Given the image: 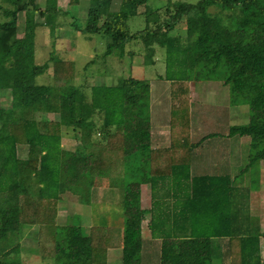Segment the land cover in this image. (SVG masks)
<instances>
[{"label":"trees","instance_id":"16d2710c","mask_svg":"<svg viewBox=\"0 0 264 264\" xmlns=\"http://www.w3.org/2000/svg\"><path fill=\"white\" fill-rule=\"evenodd\" d=\"M81 1L67 0L63 12ZM88 1L84 22L74 13L70 24L89 38L108 36L105 56L122 58L128 44L141 42L144 63L153 64L156 48L164 49L172 80L171 147H151L148 79L130 74L114 84H92L88 93L71 84L74 61L52 56L54 85L35 82L49 68L36 61V28H55L60 9L55 0L45 8L38 0H0V264H23L25 227L32 226L38 254L52 256L54 264H142L148 212L152 234L161 238L157 264H264V231L243 209V197L235 198L232 178L191 173L193 151L208 135L190 137L189 95L191 80L228 86L231 104L248 105V121L229 128L230 135L250 137L241 172L264 159V0H195L171 10L141 9L149 0H120L114 10L113 0ZM20 13L29 38L18 36ZM135 15L147 25L132 31L128 20ZM181 22L185 35L173 34ZM3 89L10 91L7 105ZM54 113L57 118L48 117ZM66 127L75 130L77 143L62 144ZM167 177L174 192L189 181L190 192L173 213L156 209V189ZM144 184L153 190L149 209L141 203ZM103 186L122 189V227L96 223L87 233L71 215L58 223L59 202L92 205ZM110 247L122 249L120 262H108Z\"/></svg>","mask_w":264,"mask_h":264},{"label":"rangeland","instance_id":"374dc122","mask_svg":"<svg viewBox=\"0 0 264 264\" xmlns=\"http://www.w3.org/2000/svg\"><path fill=\"white\" fill-rule=\"evenodd\" d=\"M41 7H46L48 0H38ZM195 1V0H149L147 4L143 5L141 9H154L156 7L167 6L168 9H174L176 5L182 2ZM54 2V0H53ZM55 4L58 6L59 12L56 13V23H58L55 28L53 26H40L36 28L35 33V47H36V61L38 63H49V68L42 74L37 75L35 82L37 83H47L53 84V66L52 62L49 61L52 56H58L63 59L73 60L75 63V73L72 77V83L80 88L90 91V85L92 84H114L117 83L122 77L133 75L138 78L148 79L149 81L156 80V78L166 77V66L167 62L165 60L164 49L156 48L155 63H144V56L139 53L141 42H132L127 45V54L124 57L119 58L115 54L105 56V50L107 47L108 36L102 34H95L92 38L87 37L76 29L72 28L70 21L73 19V14L75 13L81 22H84L87 16V9L89 5L88 0H82L76 9L70 10L68 13L66 11L69 7L67 0H55ZM120 5V0H113L112 9H118ZM49 10L54 6V3L48 5ZM52 10V9H51ZM74 14V15H75ZM24 14L20 13L18 21V36L22 37L27 35L28 38L30 34L26 33L24 30ZM3 19L0 15V20ZM43 21V18H40ZM130 28L132 31H137L144 28L147 25V20L143 15H135L128 20ZM54 28V29H53ZM173 34L185 35L186 28L184 23L181 22L178 26L172 30ZM133 49L137 51L133 57L128 55L129 51ZM92 62H89L92 60ZM89 62V63H88ZM88 63V64H87ZM196 80H193L195 83ZM212 87H209L207 81L199 83L200 94L202 97L203 104L207 108V113L210 115H218V117H225L221 114L222 109H227L228 100L227 94L229 92L228 86H224L220 81H209ZM215 86V87H213ZM211 88V89H208ZM3 104L7 105L10 101V91L3 89L2 91ZM217 108V110H216ZM232 110H225L226 113ZM241 112L238 110V114L242 115L241 121L246 120L247 111L245 108L241 107ZM54 115V116H53ZM50 115L48 117L57 118V114ZM39 116L44 117V115L39 114ZM47 116V115H45ZM233 121L235 119H232ZM232 121V122H233ZM213 126L219 127V125H207L204 127L206 131L215 130ZM77 133L71 127L64 128L62 144L73 145L77 143ZM238 136V135H236ZM235 136V137H236ZM195 139L198 136L194 137ZM249 139V136L246 137ZM216 140V138H215ZM218 142H222L219 137ZM231 142H235L234 137ZM20 154L25 155V151L20 148ZM244 167V166H243ZM241 171V167H238ZM253 168V184L258 186L260 183L259 173H262L264 180V162L259 165L252 166ZM250 169V168H249ZM261 169V170H260ZM240 177H246L247 172L239 175ZM261 178V177H260ZM264 185V184H261ZM100 187L97 192L93 195L92 206L94 208V219L95 223L102 224V219L105 217L107 211H111V217L107 216L110 221L117 222V212L118 215L123 216V206L121 202L122 191L120 188L115 187L113 192ZM258 194H261L260 191ZM260 199V198H258ZM244 200V199H243ZM148 201V200H147ZM146 202V200H145ZM243 202V201H242ZM147 204V202H146ZM91 205V204H90ZM90 205H86L75 200H65L60 202L57 207V215L60 223H64L67 218L71 215V220H79L85 225L91 224V215L88 212ZM243 209L246 210V206L242 205ZM80 209V210H79ZM255 212L264 219V205L260 204L255 208ZM89 213V214H88ZM101 213V214H99ZM115 216H114V215ZM77 215V216H76ZM87 216V217H86ZM109 222V221H108ZM145 234L148 235L147 229H145ZM37 228L35 227H25V236L23 239V258L27 260L24 264H54V259L52 256L47 255L45 257L38 254L37 251ZM32 251V252H30ZM145 261H143V264Z\"/></svg>","mask_w":264,"mask_h":264},{"label":"crops","instance_id":"0c3cea01","mask_svg":"<svg viewBox=\"0 0 264 264\" xmlns=\"http://www.w3.org/2000/svg\"><path fill=\"white\" fill-rule=\"evenodd\" d=\"M57 10L58 6L56 5ZM20 17V15H19ZM203 81H207L209 87H212L209 81L212 80H200L190 81V90L189 95L191 99L190 105V137L193 141L199 140L208 135L206 139L200 142L193 151V155L191 158V173L192 175H210V176H230L234 181V195L235 198H241L246 201L244 205L248 208V212L252 216H256L259 218L260 229L261 232L264 231V219L255 212V208L262 204L264 205V180L262 177V173H259L260 183L258 186H254L253 184V168L254 165H259L260 163L264 162V159L254 163L250 166V169L247 171L246 177H240L239 175L244 174L245 172H241L238 170V167L243 168L248 162V154L250 151V137L246 139L248 135L243 136H236L229 134V128L233 124H241L248 121L249 112H248V105L247 104H231L229 101V92L227 94L228 105L227 109H222L221 114H224L225 117H218V115H210L207 113V108L203 104L202 97L200 92V85L199 83H203ZM150 82V120H151V147L153 149L157 148H169L171 147V105H172V80L162 76L160 78H156V80L149 81ZM226 86V85H225ZM215 87V86H213ZM211 89V88H208ZM234 107L233 111H229V113L225 114V110H232L231 108ZM241 107L247 111V118L244 121H241L243 118H240L242 115L238 114V110L241 112ZM217 110V108H216ZM53 115V114H51ZM54 116V115H53ZM54 118V117H52ZM232 119H235L234 121ZM233 121V122H232ZM207 125H219L213 126L215 130H208L204 129ZM198 136L197 139L194 137ZM236 136V137H235ZM223 140L222 142H218L217 138ZM234 137L235 142H231L232 138ZM216 138V140H215ZM261 170V169H260ZM261 177V178H260ZM188 183L189 181L184 179L181 185V188H176L177 191H173L172 185L173 180L171 177H167L164 180H161L159 183V187L156 189L157 197L159 199V203L161 205L157 206V210L160 209L164 211V213H173L175 211V203L177 200L186 199L188 196ZM105 189L112 191L113 188L105 187ZM120 188V187H119ZM104 189V190H105ZM122 189L120 188V192ZM260 191L261 194H258ZM97 192V190H96ZM95 192V193H96ZM119 197H122L119 196ZM260 198V199H258ZM147 204H146V202ZM148 200V201H147ZM63 202V201H62ZM60 203V202H59ZM58 203V204H59ZM141 203L142 206L149 209L152 207L153 203V190L150 184L142 185V192H141ZM90 205V204H86ZM162 206V207H161ZM80 210V209H79ZM88 212L91 215L92 223L85 225L82 220V226L85 232L89 233L91 227L96 224L94 219V208L90 205ZM119 212V211H118ZM117 212V222H111L110 219H107V214L109 213L108 217H111V211L105 212L106 215L102 219L103 224H107L109 226L114 225L117 228L122 227L123 224V216L118 215ZM88 213V214H89ZM101 214V213H99ZM72 215V214H70ZM152 212H148L145 216V219L142 224V234L144 239V249L143 251V261L144 264H157L159 258V246L161 238L154 237L149 226L151 220ZM87 217V216H86ZM58 218V215H57ZM58 223L60 221L57 219ZM109 221V222H108ZM169 224L173 222V217L168 220ZM34 227V226H33ZM168 228H171L172 225H167ZM145 229L148 231V235L145 234ZM260 248L261 254L264 260V235H261L260 240ZM32 252V251H30ZM23 258V252H22ZM122 259V249L119 247H110L107 250V260L110 263H118ZM24 262H27L23 258ZM24 264V263H23Z\"/></svg>","mask_w":264,"mask_h":264}]
</instances>
